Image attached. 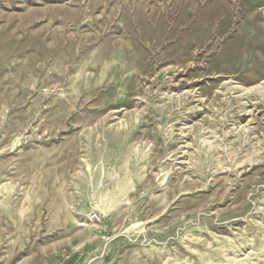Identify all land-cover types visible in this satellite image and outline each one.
<instances>
[{
	"label": "rangeland",
	"instance_id": "obj_1",
	"mask_svg": "<svg viewBox=\"0 0 264 264\" xmlns=\"http://www.w3.org/2000/svg\"><path fill=\"white\" fill-rule=\"evenodd\" d=\"M0 264H264V0H0Z\"/></svg>",
	"mask_w": 264,
	"mask_h": 264
},
{
	"label": "built area",
	"instance_id": "obj_2",
	"mask_svg": "<svg viewBox=\"0 0 264 264\" xmlns=\"http://www.w3.org/2000/svg\"><path fill=\"white\" fill-rule=\"evenodd\" d=\"M99 216L97 214H93L90 218V221L94 222L96 220H98Z\"/></svg>",
	"mask_w": 264,
	"mask_h": 264
}]
</instances>
